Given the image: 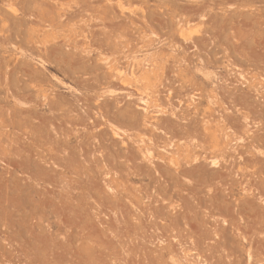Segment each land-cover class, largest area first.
<instances>
[{
    "label": "rangeland",
    "instance_id": "rangeland-1",
    "mask_svg": "<svg viewBox=\"0 0 264 264\" xmlns=\"http://www.w3.org/2000/svg\"><path fill=\"white\" fill-rule=\"evenodd\" d=\"M0 264H264V0H0Z\"/></svg>",
    "mask_w": 264,
    "mask_h": 264
},
{
    "label": "bare ground",
    "instance_id": "bare-ground-1",
    "mask_svg": "<svg viewBox=\"0 0 264 264\" xmlns=\"http://www.w3.org/2000/svg\"><path fill=\"white\" fill-rule=\"evenodd\" d=\"M85 99V98H84ZM58 105V104H57ZM50 106V108H51V106H52V104H50L49 105ZM55 106V105H54ZM53 108V107H52ZM166 123V122H165ZM154 124V123H153ZM157 124V123H156ZM152 127V126H151ZM167 127V126H166ZM162 129V128H161ZM118 135V134H117ZM97 138H99V137H97ZM33 139V138H32ZM34 140H35V138H34ZM36 141V140H35ZM34 142V141H33Z\"/></svg>",
    "mask_w": 264,
    "mask_h": 264
}]
</instances>
